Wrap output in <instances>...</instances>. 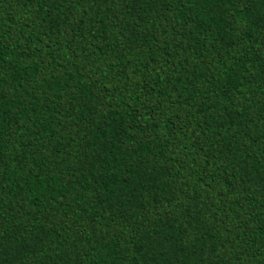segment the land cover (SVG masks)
Returning <instances> with one entry per match:
<instances>
[{"label": "trees", "instance_id": "obj_1", "mask_svg": "<svg viewBox=\"0 0 264 264\" xmlns=\"http://www.w3.org/2000/svg\"><path fill=\"white\" fill-rule=\"evenodd\" d=\"M0 264H264V0H0Z\"/></svg>", "mask_w": 264, "mask_h": 264}]
</instances>
